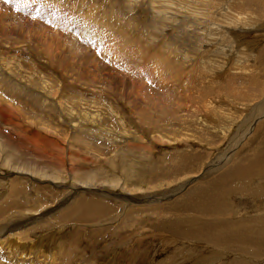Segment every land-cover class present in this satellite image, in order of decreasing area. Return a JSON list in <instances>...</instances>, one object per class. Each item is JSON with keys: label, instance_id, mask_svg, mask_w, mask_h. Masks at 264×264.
<instances>
[{"label": "rangeland", "instance_id": "374dc122", "mask_svg": "<svg viewBox=\"0 0 264 264\" xmlns=\"http://www.w3.org/2000/svg\"><path fill=\"white\" fill-rule=\"evenodd\" d=\"M210 2L0 0L22 264H264V10Z\"/></svg>", "mask_w": 264, "mask_h": 264}, {"label": "bare ground", "instance_id": "6f19581e", "mask_svg": "<svg viewBox=\"0 0 264 264\" xmlns=\"http://www.w3.org/2000/svg\"><path fill=\"white\" fill-rule=\"evenodd\" d=\"M218 1L219 0H211V2H212V5L213 6H217L218 5ZM242 1H246V3H244L243 4V6L240 8L241 10H240V12L242 11V13L244 14V13H246V12H251L250 11V9H252L253 8V10H264V0H242ZM210 2V3H211ZM229 2V1H228ZM227 2V6L228 7H230L231 6V2L232 1H230L229 3ZM240 15V14H239ZM221 50V49H220ZM261 62H262V60H261ZM260 62V63H261ZM252 83V82H251ZM170 85V84H169ZM247 90V89H246ZM248 91H250L249 89H248ZM248 95V94H247ZM243 99V98H242ZM245 99V98H244ZM199 101V100H198ZM243 101V100H242ZM247 101V100H246ZM197 110V109H196ZM162 113V112H161ZM166 113H168V112H166ZM148 115V114H147ZM162 115V114H161ZM146 116V115H145ZM144 116V117H145ZM151 117V116H150ZM171 117V116H170ZM186 119V118H185ZM146 120V119H145ZM151 120V119H150ZM165 120V119H164ZM187 121V120H186ZM147 122V121H146ZM157 122V121H156ZM146 124V123H145ZM169 125V124H168ZM187 130V129H186ZM146 133V132H145ZM189 134V133H188ZM163 136V135H162ZM188 136V135H187ZM190 136V135H189ZM233 153V152H232ZM66 156V155H65ZM59 159V158H58ZM27 169V168H26ZM32 175V174H31ZM54 175H56V174H54ZM66 175V174H65ZM68 175V174H67ZM73 178V177H72ZM80 178H82V177H80ZM42 179V178H41ZM100 180V179H99ZM20 187V186H19ZM25 188H26V184H23V187L22 188H20L19 190H18V188H17V185H14L13 186V189L11 188V190H9L10 191V193L15 197V191L17 192V191H19V193H21L20 195H22L23 197L25 196V194H24V190H25ZM34 190L37 192L39 189L38 188H36V187H34ZM20 195H18L19 196V198H20ZM17 196V197H18ZM27 197V196H26ZM16 198V197H15ZM6 199H7V197H6ZM21 199V198H20ZM28 199V198H27ZM55 199V198H54ZM5 200V199H4ZM24 200V199H23ZM1 201V200H0ZM3 201V200H2ZM19 201V200H18ZM21 201V200H20ZM26 201V200H25ZM27 202V201H26ZM29 202V201H28ZM23 204H25V203H23ZM28 204V203H27ZM1 205V204H0ZM2 205H5L6 206V208H4L5 209V212L4 211H2V210H4L3 208H0V214L2 213V212H4L3 213V215L4 214H6L8 211H9V209L11 208L14 212H21V214L22 213H25V211H21V210H26L24 207H19V209H17L18 207H16V208H12V206H10L8 203H6V201L5 202H3L2 203ZM45 205H47V204H45ZM28 206V205H27ZM30 206V205H29ZM40 207H41V204H40ZM11 210V211H12ZM12 211V212H13ZM9 213H10V211H9ZM47 213H49V215H52L53 214V212H46V214ZM3 215H1V216H3ZM22 215H24V214H22ZM21 215V216H22ZM15 216V215H14ZM34 216L35 215H33L32 217L34 218ZM5 218V217H4ZM3 218V219H4ZM8 218V217H7ZM23 218V217H22ZM28 218H31V217H28ZM43 218V217H42ZM47 218V217H46ZM55 218V217H54ZM17 219H19L18 217H17ZM53 219V218H52ZM1 221H2V219H1ZM9 221V220H8ZM30 220H27L26 222H27V224H29L28 222H29ZM48 221H52L51 219L50 220H48ZM56 221H61V223L62 222H64V220H56ZM16 222V221H15ZM31 222H36V219H32L31 220ZM53 222V221H52ZM10 223V222H9ZM18 223V222H17ZM24 224L25 223H23V222H21L19 225H10L9 224V226H7V225H5L2 229V232L0 231V233H1V235L0 236H2V235H5L6 233H8V234H10V235H12L13 236V238H11V239H13L14 240V242H17L18 243V248H17V246L15 247V245H14V247L15 248H17V249H19V250H15V249H13V248H9L10 250V255H12V256H14L15 258H16V262L14 263V264H22V262H20L22 259L24 260V258H25V253L24 252H26V251H37V250H41V251H45V252H47V251H49L48 249H50V248H48V243L47 244H45V246L43 247V246H39V249H37V247H36V245H27V244H25V243H22L21 241H17L18 239L16 238V236H18V235H20V234H22V233H24L23 232V230L28 226H24ZM34 224H36V223H34ZM38 224V223H37ZM36 224V225H37ZM63 224H65V223H63ZM47 225V224H46ZM50 225V224H49ZM7 227H11L10 228V230L9 229H7L6 230V228ZM47 227V226H46ZM1 229V228H0ZM36 230V229H35ZM28 235H32V234H30V233H28ZM28 235H26L27 237H28ZM64 236V235H63ZM24 237V236H23ZM31 237V236H30ZM38 237V236H37ZM44 237V236H43ZM42 237V238H43ZM36 238V237H35ZM262 238V237H261ZM38 239V238H37ZM54 239V238H53ZM40 240V239H39ZM49 240V239H48ZM65 240V238L63 237V240L61 241V242H63ZM36 242L35 243H37V240H35ZM44 241V240H43ZM47 241V240H46ZM47 242H49V241H47ZM57 242V241H56ZM55 242V243H56ZM2 243V242H1ZM30 243V242H29ZM28 243V244H29ZM32 243V242H31ZM40 243V242H39ZM50 243V242H49ZM259 243H260V247L261 248H263L264 249V239L263 240H259ZM263 243V244H262ZM41 244V243H40ZM43 244V243H42ZM47 245V246H46ZM35 246V247H34ZM55 248V247H54ZM53 248V249H54ZM52 249V248H51ZM8 251V252H9ZM54 251V250H53ZM21 252L22 253H24V254H21ZM50 252V251H49ZM65 252V251H64ZM7 253V252H6ZM9 254V253H8ZM21 255H24L23 257L21 256ZM65 257V256H64ZM8 263V262H7Z\"/></svg>", "mask_w": 264, "mask_h": 264}]
</instances>
